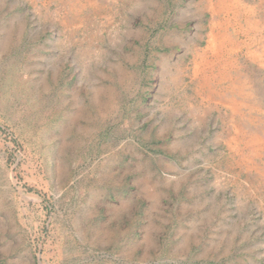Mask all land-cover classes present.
Instances as JSON below:
<instances>
[{"label": "rangeland", "instance_id": "374dc122", "mask_svg": "<svg viewBox=\"0 0 264 264\" xmlns=\"http://www.w3.org/2000/svg\"><path fill=\"white\" fill-rule=\"evenodd\" d=\"M0 264H264V0H0Z\"/></svg>", "mask_w": 264, "mask_h": 264}]
</instances>
